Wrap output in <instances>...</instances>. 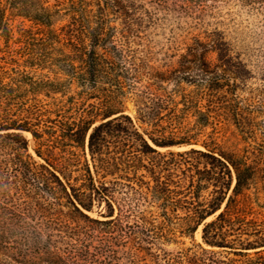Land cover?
Listing matches in <instances>:
<instances>
[{"label": "trees", "instance_id": "16d2710c", "mask_svg": "<svg viewBox=\"0 0 264 264\" xmlns=\"http://www.w3.org/2000/svg\"><path fill=\"white\" fill-rule=\"evenodd\" d=\"M60 21L67 24L52 29ZM263 36L264 0H0V37L22 42V58L0 57V264H264L255 170L216 151L227 117L236 122L246 112L235 84L227 72L176 71L179 108L173 93L140 83L134 59L228 52L255 57L264 72ZM183 83L194 86L191 95ZM75 87L79 100H97L101 123L68 122ZM201 100L205 109L195 105ZM186 112L199 116L192 132L181 128ZM24 132L45 163L29 153ZM88 134L90 160L80 153ZM184 144L204 149L160 151ZM201 227L211 249L195 243L171 253L157 245L193 241Z\"/></svg>", "mask_w": 264, "mask_h": 264}, {"label": "rangeland", "instance_id": "374dc122", "mask_svg": "<svg viewBox=\"0 0 264 264\" xmlns=\"http://www.w3.org/2000/svg\"><path fill=\"white\" fill-rule=\"evenodd\" d=\"M50 4L54 3V0H49ZM255 17H250V22H254ZM20 20L15 22V26H19ZM67 24L66 21H60L55 23L52 26V29L58 31L63 26ZM116 26L118 25L115 23ZM256 24V22H255ZM253 27L256 31H261L260 24H256ZM118 27V26H117ZM77 29H81V26L76 27ZM18 36L15 35V39ZM262 38V36H261ZM264 38V36H263ZM18 41V40H17ZM16 40H6L5 38L0 37V57L4 54L14 58L15 60H19L21 57V51L19 48L22 46V42H17ZM24 42H33V41H24ZM25 44V43H23ZM46 51H43L45 53ZM50 54V52H47ZM200 53V52H199ZM199 53H189L186 49H183L178 52H168V55L163 53H158L152 56H143V55H134L136 58L135 63L138 64L139 75L142 76L140 83L143 85H148L151 89V92L155 94L165 95L173 93L175 102L179 108L182 107L181 104V95L176 93L177 90V81H175V72H187L190 76H194L198 78L203 70L218 72V74L222 72H227V80L231 84H235L236 94L241 98V100H245L244 106H246V112L243 116L236 122L232 121V117H227V123L224 128L219 131V137H216V151L220 153V150L225 152H231L241 160V162L250 165L255 170L253 186L261 189V199L264 203V100L258 103V97L261 94V91L264 92V72L259 71L254 66L258 62L256 58H249L245 56H238L236 54H232V56L228 52H207L205 56H198ZM253 64V65H252ZM169 72L168 79L163 81L162 77L158 78L154 81V76L162 75V72ZM152 76L151 80L149 78ZM197 76V77H196ZM181 88L182 93L190 94L194 90V86L190 83H183ZM75 90H78L76 87L73 88L71 93L67 98H71L77 100L78 104L76 107H69L72 105L71 103H66V106L74 113L73 117L68 118V122H71L73 118L79 120V118L87 117V119L96 120L97 124L101 123L102 116L97 117L96 111L92 110V105L96 103L95 99H86L85 101L79 100V95L74 93ZM191 95V94H190ZM264 96V95H263ZM29 94H25L24 101L29 102ZM40 99V96H38ZM65 98L62 100L66 101ZM247 99V100H246ZM22 101V98H21ZM63 104V103H62ZM206 101L201 100L197 101L195 105L203 106L202 109L206 108ZM258 104V105H257ZM126 113L129 114L135 124L139 127V124L136 119V111L132 101L129 99L126 100ZM76 112H74L73 111ZM256 109L259 110L256 113ZM103 110L102 112H104ZM255 112V113H254ZM70 113V114H72ZM104 113H100L99 115H103ZM76 115L78 117H76ZM81 115V116H80ZM80 116V117H79ZM216 116V115H215ZM175 117V116H174ZM172 117V118H174ZM199 116L193 112H186L184 115H179V120L181 121V128L184 130L183 132H192L196 130L197 121L199 120ZM180 129V128H179ZM211 130V129H207ZM181 132V135L184 134ZM90 134V133H89ZM89 134L86 137V143L84 145V152L80 151L83 157H86L90 160V155L88 151V139ZM180 135V136H181ZM24 136L28 140L29 153L34 157V159L39 163H45L43 158H40L36 155L37 149V141L33 138L32 134L24 132ZM46 138V137H45ZM203 141V140H201ZM213 148V146H211ZM210 147V148H211ZM191 148L196 149H204L201 144L198 145H181V146H173L167 148H160L161 152H170V151H185ZM236 182V173L233 170V186ZM97 210L92 213H89L91 217L97 216ZM218 215L215 214L207 219L206 222H211ZM139 238H150L149 234H136ZM178 241L171 243H164L162 241L158 242L157 245L161 246L164 250L171 253H176L181 251L182 249H186L192 247L195 243H202L204 247L211 249L209 246L205 245L202 241V227L195 233V238L193 241L189 238H178ZM160 244V245H159ZM144 247H148L149 245L143 244ZM156 246V245H155ZM154 245L149 246V248H155ZM217 250V248H215Z\"/></svg>", "mask_w": 264, "mask_h": 264}, {"label": "bare ground", "instance_id": "6f19581e", "mask_svg": "<svg viewBox=\"0 0 264 264\" xmlns=\"http://www.w3.org/2000/svg\"><path fill=\"white\" fill-rule=\"evenodd\" d=\"M209 219H210V218H209ZM209 219H208V220H209Z\"/></svg>", "mask_w": 264, "mask_h": 264}]
</instances>
